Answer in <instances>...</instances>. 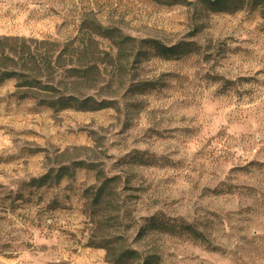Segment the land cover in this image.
I'll use <instances>...</instances> for the list:
<instances>
[{"label":"rangeland","instance_id":"1","mask_svg":"<svg viewBox=\"0 0 264 264\" xmlns=\"http://www.w3.org/2000/svg\"><path fill=\"white\" fill-rule=\"evenodd\" d=\"M94 24L191 52L118 63L96 38L100 111L0 85V264H264V0H0V38L61 49Z\"/></svg>","mask_w":264,"mask_h":264},{"label":"trees","instance_id":"2","mask_svg":"<svg viewBox=\"0 0 264 264\" xmlns=\"http://www.w3.org/2000/svg\"><path fill=\"white\" fill-rule=\"evenodd\" d=\"M154 1L160 2L161 0ZM202 1L207 4L222 5L226 0ZM96 38L107 39L111 42L112 47L116 49L115 58L118 63L129 57L135 58L144 46L152 47L155 54L163 59L191 52L189 46L185 44L162 47L153 40H134L121 34L117 35L114 30L104 29L96 24L89 33H85L81 38L76 39V42L72 41L61 49L53 42L38 43L17 37H1L0 85L5 80H14L17 82L15 87L20 98L34 99L38 105L57 112L63 110L93 112L107 109L111 101L97 100L94 95L89 94L94 90H104V88H99V83L106 70L101 69L99 59L90 49ZM124 68L119 64L117 71ZM107 88H110L109 83L105 89ZM81 164L83 163L79 162L73 166L79 167ZM68 171L67 167L60 168L53 178L59 179L67 175ZM50 178L49 175H45L33 183L43 186L50 181ZM111 181L113 179L104 181L95 191L94 201L100 202ZM149 224L154 226L152 221ZM109 257L111 264H126L127 261L140 259V256L128 250L113 253ZM151 258L146 257L144 264H150Z\"/></svg>","mask_w":264,"mask_h":264}]
</instances>
